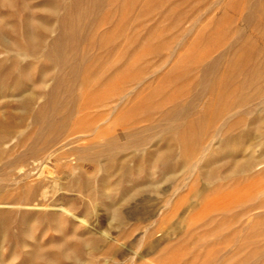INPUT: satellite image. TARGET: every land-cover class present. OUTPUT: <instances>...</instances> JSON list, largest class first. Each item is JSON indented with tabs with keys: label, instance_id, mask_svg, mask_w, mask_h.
<instances>
[{
	"label": "rangeland",
	"instance_id": "rangeland-1",
	"mask_svg": "<svg viewBox=\"0 0 264 264\" xmlns=\"http://www.w3.org/2000/svg\"><path fill=\"white\" fill-rule=\"evenodd\" d=\"M40 1L41 0H27L31 5L37 4ZM127 1L128 0H101V10L99 9V11H97L98 14L96 13L95 17L93 16V18H91H96L92 20V23L96 22L97 25L88 23L86 29L89 31L88 35L90 36L86 40L87 43L81 41V44H78L79 46L77 47L79 51L77 50V54L78 52L79 54L82 52L84 53V51L87 52L85 54L90 52L91 64L95 69L100 67L104 70V67L107 68L119 64L126 65L125 67L131 66L129 68L135 66V68L138 67L137 69H139L140 67L142 72L140 69H134L136 71L135 77L137 78L135 84L130 82V78L133 77V75L129 76V74H132V70L125 71L126 73L124 72L121 74L118 80H116L117 82L115 81L116 83L113 82L112 85H108L106 90H104L105 88H101L104 91L99 89L100 91H98L100 94L96 90L92 93L94 96L91 94L92 96L89 97L95 98V95H97V98L100 96L104 98L118 93L119 91H121V94L122 91L124 95L127 94L123 101L121 114H117L121 118H119V121L122 122L124 126L122 129L118 127L115 130V134H118L120 138L122 137L119 144H125L126 140L123 138V134L127 132L126 130H128L130 126L127 124L133 123L131 126L136 128V137L143 139L144 142L136 149L132 148L120 153L118 159L114 161L115 164L111 163L109 165L107 162L102 161L101 158L97 159L96 163L89 159L84 160L81 156L82 152L87 150V153L90 155L98 152L101 148L100 142L103 136L100 135L96 138V134L92 131L88 132L89 134L77 132H79L80 129L84 130L87 128V125L90 123L93 124L92 121L94 119L96 123L92 125L93 128L108 118V120H110L107 125L108 132H114L112 120L118 117L116 114H111L108 110L114 103H109L110 105L108 104L107 108L102 105L99 106L100 104L92 105V103L90 104L89 102L83 107L77 118H73L72 121H69L71 124L68 123L67 129L63 135V141L67 140L68 144L66 143V145L63 146V141H61L58 144L59 146L56 145L54 148L48 149L50 152L52 149H57V147L59 148L62 146L59 152H56L57 161L49 157V154L46 156L47 153H49L48 151L44 153L46 155L42 154L43 157L42 155L39 156L36 162L29 160L26 164L27 169L31 170L29 181L26 180L27 183L26 181H23L24 183L18 182L15 186L14 181H18L15 178L18 174L17 164L10 167V169L8 168V170L5 169L6 171L1 169L2 165L4 161L7 160L6 156L14 154L11 155V157H14L25 150V134L29 130L33 132L35 128H32L28 118H25L20 125L18 124L19 121L16 120L17 118L13 119L11 136L15 137L16 140L11 139L10 143L8 142L0 146L2 152L6 150L5 153H3L4 156H0V183L11 187L13 185L15 189L10 187L11 191L7 192V194H2V196L4 195L3 197L5 198L10 197V195L18 196L21 194V189L25 184L33 186L37 180H44L45 188L42 196L38 195L36 200L26 207L0 204V211L12 212V215L8 218L4 227L5 230H3V226L0 225V264H46L43 260L32 258L33 250L38 248L43 249V252L54 259L58 264H264V163H261L247 172L232 176L229 179L223 178L227 173V166L224 164V161L231 158L235 159L234 162L236 160L240 162L248 155L250 157L251 155L256 156L259 153H264V146L260 145L259 147L258 145V133H251L249 136H245L248 130L250 131L251 129L249 125L253 118L261 117L264 119V106L260 100L250 102V104L241 107L243 110L238 108L235 111L237 117H239V119L241 117L242 120L240 119L241 125L232 129V134L245 137V143L243 142L244 148L241 151L236 150L231 152V154L224 155L222 159L223 162L219 161L213 164L214 162L205 159L207 154L212 153L214 150H219V147L217 148L216 145L217 139H213H215V133L219 128L220 122H218V124L215 123L216 125L214 123L210 125L211 128L207 130L206 136L203 139L204 143L202 142V145L200 144L201 146H198L197 152L199 154L196 153L191 156L189 166L183 169L179 168L176 170L177 172L175 171L173 174L163 168L160 169V172L158 170L157 172L156 166H153L151 163L153 159L151 156L155 150H161L162 148L175 149L176 153L178 150L175 145L171 142H167V144L165 143L166 141L161 138L155 142V138H153L155 130H144L148 127L151 120L157 118V113L155 111L152 112V110L155 108L160 111L162 109L164 110L165 107L167 108V106H169L171 101L176 102L175 99L178 98L181 100L183 98L180 92L182 93L186 81L183 82L179 80V78L183 76V72H187V68L197 61L206 62L224 51L232 41L233 30L236 28L239 29L240 24V29H243L242 23L239 21L242 14L241 5L239 6V3L243 1L248 4L250 1L252 3V0H237L238 3H235V0H157V2L153 0L152 3H157L155 5L156 8H152L154 6V4L151 3L152 0H139L140 3L138 0L137 2L136 0ZM131 1L132 3H130ZM232 2L234 3L232 4ZM224 3L226 7H224ZM153 9H155V11L152 12ZM4 12H6V10L0 9V13ZM209 24L212 25L210 26ZM227 24L230 25L229 28ZM89 28L92 33H90ZM220 29H223L225 32ZM134 33H138L137 35L140 34L139 37L137 36L136 39H134L136 36ZM204 34L205 36L209 35L208 38L210 37V40L207 37L206 39ZM228 34L230 36H228ZM244 34L249 35L250 31L245 29ZM202 35L204 40L201 39L203 38ZM132 36H134V38ZM223 38L228 41H225ZM133 39L134 41L138 39V42H134ZM147 39L149 40L147 41ZM221 39L223 43L219 41ZM93 43H95V45ZM132 45L135 46L133 47ZM255 45L261 47L263 44L256 41ZM130 46L133 49H131ZM81 49L84 50L81 52ZM129 49H131V52ZM155 52L156 55L154 54ZM91 53L93 54L92 56ZM125 56L126 58L127 56L129 57L125 60ZM25 61L26 64H31V66H24V69L29 71L31 77L35 79L39 73L38 67L35 66V62L32 58H26ZM121 61L122 63H120ZM128 61L130 63H127ZM32 62H34V64ZM43 64L45 66L49 65L46 62H43ZM173 67H175L174 69H176V71L179 70V72H182L179 73L174 70V73L170 74ZM101 69H97L96 71H102ZM177 73L179 74L177 75ZM83 74L81 72L83 76H85L87 72H83ZM168 78L169 80L167 81ZM138 80L141 82H138ZM260 86L264 88V81L260 83ZM133 90L137 91L134 92ZM3 95L4 96L0 100V112L3 114V108L6 107L8 110H14L15 117H18L17 115L19 112L16 109L21 105L20 101L17 100L20 94L17 91H5ZM149 95L153 97L150 98ZM147 96L150 100L148 102V99H145ZM161 99L163 101H161ZM154 100H158L159 102H155ZM164 100H167V102H164ZM151 103H155L156 105L154 104L153 106ZM160 104L163 105L160 106ZM133 107L134 109L131 110ZM245 108L246 110L250 108V111H255L245 116ZM241 112L242 114H240ZM223 120L224 118L222 119V123L225 124L226 121ZM73 125L79 126L77 130L74 129L76 132L69 128ZM260 129L264 131V125L261 126ZM195 132L191 134L192 139L197 138L198 131L195 130ZM76 136L79 138L77 141L74 140ZM84 136L89 137L82 140ZM86 139L91 140V145L86 144ZM23 141L24 143H22ZM73 141H75V143H73ZM205 142L207 143L205 144ZM21 143L23 151L19 146ZM254 147H256L257 152L255 151V154H252L251 151ZM7 150L9 153H7ZM10 150L11 152L13 151V153H10ZM69 155H72V158L70 157L72 164L70 159L68 160ZM175 160L177 161L176 154ZM147 161H149V163ZM234 162H232V164ZM123 163L125 166H128L132 175L129 174L130 177L128 176L127 179L120 180L119 173L122 166H124ZM103 166L107 171L103 170ZM108 166L112 168L108 170ZM141 167L143 168L141 169ZM213 167L217 171V175L214 177L213 181L207 182L202 178L201 170L206 169L210 171V168L213 169ZM95 168H98L97 171ZM146 168L148 173L145 172ZM162 169L163 171H161ZM94 171H96V173ZM105 171L107 175L110 174L112 177L107 178V175L104 173ZM115 171L117 174H114L116 173ZM135 173H137V175L140 173L138 176L140 179H137L138 177ZM186 173H189V176H186ZM1 174H5L6 176L2 177ZM246 174L248 175L246 176ZM169 175H173L174 177H170ZM106 179L109 181H106ZM118 179L119 181H125L123 186L111 188L109 190L107 187L100 188L101 180H104V182L106 181L105 184L108 182L109 184H107L110 185L117 182ZM75 183L78 184L76 185ZM210 183H212V185ZM83 184L84 186H82ZM139 186L144 187L140 188ZM84 187H86V189L83 191L82 189ZM105 189L107 191H105ZM139 189L142 193L138 191L139 193L137 194V190ZM133 191L136 194L132 193ZM260 191H262L263 195ZM84 192H86V194ZM129 193H131V195ZM122 196L125 197L124 201H122ZM106 198H109V201H107L108 199L106 200ZM56 199L58 202H55L57 201ZM73 201H75V205ZM120 201L121 203L118 211L119 214H121L122 222L119 224L115 219V214L118 212H116L115 206L112 204L117 205ZM55 203H57L58 206L52 207ZM40 204L42 205L40 206ZM66 205L67 207L70 205L67 209L69 212L63 213L60 209L64 206L66 210ZM85 206H87L89 212L86 211ZM131 206H133V208ZM154 206H157V208ZM111 207H114V210H112ZM136 207H138V210H140V208L141 210L147 208L145 210L150 211V215L152 216L142 221L129 220L126 218V213H132V211H135L134 209H137ZM153 207L155 208L154 210ZM84 208L85 211L83 212L82 210H84ZM108 210L112 211V214ZM113 211L115 213H113ZM27 213L28 215L31 214L33 217L38 214L59 213L62 217L58 219L54 227L47 223L38 226L37 220L32 218L28 229H26L27 224L25 226L26 221L23 216ZM72 232L74 237H76L71 241L75 243L69 241L68 247L75 249L77 253L80 252L77 254L76 261L64 260V262H62L63 259L59 257L58 251L52 248L51 245L57 243L62 237L68 234L72 235ZM83 239L86 241L85 243ZM78 240H81L82 245H85L81 247ZM150 246L152 249L148 252Z\"/></svg>",
	"mask_w": 264,
	"mask_h": 264
},
{
	"label": "bare ground",
	"instance_id": "bare-ground-1",
	"mask_svg": "<svg viewBox=\"0 0 264 264\" xmlns=\"http://www.w3.org/2000/svg\"><path fill=\"white\" fill-rule=\"evenodd\" d=\"M235 1H236L235 3H238L237 0H235ZM136 2H137V0H136ZM138 2L140 3L139 0H138ZM152 2H153V0L151 1V3ZM154 2H157V0H155ZM100 3H101V0H41L37 4L31 5L27 2V0H0V9L6 10V12L0 13V100L4 96L3 94L5 91H8V92L17 91L20 94V96L18 95L20 99L18 98L17 100H19L20 104H21L20 107L16 109L19 112V114L17 115L18 117H15L16 115L14 114V112H15L14 110L13 111L8 110L6 107L3 108V114H2V112H0V146L5 145L8 142L10 143L11 139H15V137L11 136L12 135L11 130L13 128V125H12L13 119L17 118L16 120L19 121L18 124L20 125V124H22V122L24 121L25 118H28V120H30V122H31L32 128H35L33 132L29 130L25 134L26 135L25 136L26 138L24 139L26 141L25 150L23 151V147H22V143H24V141H23L19 145L22 148L23 152H21V154L14 156V157H11V155H14V154H10V155L6 156L7 160L5 159L6 161H4V163L2 165L1 169L6 171V170H8V168L10 169V167L17 164L16 166H17L18 174H17V177H15V178L18 181L15 182L13 180L15 186L18 184V182L26 181L31 177V174H30L31 170L30 169L28 170L27 166H26V164L28 163L29 160H32L33 162L38 161L39 156H41L44 153H47L46 151H48L49 148H54V146L58 145L61 141L64 140L63 135H64L65 130L67 129L69 121L70 120L72 121L73 118H77V116L80 114L83 107L86 106V104H88L90 102V104L92 103V105L93 104L94 105L100 104L99 106L102 105L104 107H107L109 103H114L113 106H110L109 108L107 107L108 110L111 112V114H116V115L121 114V111L123 109V101L125 100L127 94H125L126 95L125 96L123 94V91H122V94H123L122 95L121 91H119L118 93H115L113 95H110V96L104 97V98L102 96L97 98L96 97L97 95H95V98L89 97V96L93 95L92 94L93 92H95L96 90L98 91L99 89L102 90L104 88H105L104 90H106V87L110 84L112 85L113 82L118 80V78L121 76V74H123L125 71H131L132 70L131 71L132 74L131 73L129 74V76L133 75V77L130 78V82L135 84V81L137 80V78L135 77L136 71L134 69H137L138 67L135 68V66H134L133 68H129L131 66L125 67L126 65L124 66L123 64H119L116 66H109L106 68L102 65L104 67V70H102L99 67L97 69H101L102 71L98 70L99 71L98 72V71H96L97 69L92 67L90 56H89L90 52L88 54H85L87 52L84 51V53H83L82 50H84V49H81L80 51L82 53L80 52L81 54H79V52H78L79 55L77 54V50H78L77 46H79L78 44L79 43L81 44V41L86 42L87 38H89V36H90V35H88L89 31H87L86 28H87L88 23H91V24L94 23V22L92 23V20H95L96 18L95 19H91V18H93V16L95 17V14L97 13V11H99V9L101 10ZM102 3H103V1H102ZM130 3H132V1ZM130 3H129V5H130ZM149 3H150V1H149ZM151 3H150V6H151ZM225 3H224V5H225L224 7H226ZM233 3L234 2H232V4ZM146 4H147V2H146ZM152 4H154V6L152 7V8H154L157 3L156 4L152 3ZM240 5H241L240 8H241L242 14L240 16L239 21L242 23L243 29H240L241 28V26H240L241 24H240L239 29L236 28L235 30H233L232 41L228 44L227 48L224 51L220 52L217 56L215 55L214 57H212L210 60H208L206 62L205 61H203V62L197 61L195 64L190 65L189 68H187L188 69L187 72H183V76H181L179 78V80H181L183 82L186 81V83L184 85L185 87H184L182 93L180 92V95L183 97L181 100H179L177 98L178 101H177V99H175L176 102L171 101L169 106H167V108L165 107L164 110L162 109L160 111V110H157L156 108L154 110H152V112L155 111L157 113V118L155 120H151L149 122L148 127L145 128L144 130H146V129L155 130L154 136H153V138H155V142L161 138L162 140L166 141L165 143L171 142L173 145H175L176 149L178 150V152H176V153H175V149H163L162 148L161 150H155V152H153L152 156L151 155L150 156L153 158L151 160L152 161L151 163L153 164V166L154 165L156 166V168H157L156 171L158 170L160 172V169L163 168V169H167L168 172L173 174L179 168L183 169V168L188 167L191 156L195 155L196 153L199 154L197 152L198 146L200 144L202 145V142H203L204 137L206 136L207 130L211 128L210 125L212 123L218 124V122H220L219 126H218L219 128L216 130V133H215V139L212 138L213 140L217 139L216 145H217V148L219 147V150H214L212 153L207 154V157H205V159L210 160V161L214 162L213 164H215V163H218L219 161H222L224 155L231 154V152L236 151V150L241 151L244 148L243 144L245 143L244 142L245 137H243V136L239 137V136L233 135L232 129L236 126L241 125V121H240L241 117L239 119V117H237V113L235 112L238 108L243 110L241 107H244L247 104H250V102L257 101V100H260V102L264 106V88H262L260 86V83L264 81V1L252 0V3L250 1V3H248V4L244 3L242 1V3H239V6ZM133 6H134V4H133ZM149 7H148V10H149ZM119 10H120V8H119ZM153 11H155V9H153L152 12ZM221 13H222V11H221ZM122 17H123V15H122ZM146 17H148V16H146ZM221 17H222V15H221ZM221 17H219V18H221ZM221 19H223V18H221ZM220 23H219V25H220ZM94 24H96V22ZM209 25L211 26L212 24H209ZM123 26H124V24H123ZM229 26L230 25H228L227 27L229 28ZM222 28H224V27H222ZM144 29H146V28H144ZM245 29L247 31H250L249 35L244 34ZM89 30H90V28H89ZM108 30H110V29H108ZM220 30L223 31V29H220ZM230 30H231V28H230ZM223 32H225V31H223ZM228 32H230V31H228ZM90 33H92L91 30H90ZM180 33H182V32H180ZM135 34H136L135 38H134V36H132L134 39H136V37L137 36L139 37V35H140V34L137 35L138 33H134V35ZM222 34H221V36H222ZM229 34H228V36H230ZM208 36H205V34H204L205 38L206 37L208 38ZM202 37H203V35H202ZM204 37L201 39L204 40ZM134 39H133V41H134ZM138 39L135 41L138 42ZM148 40L149 39H147V41ZM224 40L228 41L227 39H224ZM219 41L222 42V39ZM256 41L262 43L263 45L261 47H259V45L256 46L255 45ZM95 42H96V40H95ZM134 42H133V44H134ZM93 44L95 45V43H93ZM85 46H86V44H85ZM107 48H109V47H107ZM130 48L133 49L131 46H130ZM131 49H129L130 52H131ZM130 52H129V54H130ZM156 52L154 53L155 55H156ZM92 55L93 54L91 53V56ZM111 56H113V55H111ZM152 56H153V54H152ZM128 57L129 56H127V58ZM147 57H149V56H147ZM170 57H172V56H170ZM26 58H28V59L32 58L35 62V66H37L39 69V73L38 74L36 73L37 77L35 79L31 77V73L29 71H26L24 69V66H29V67L31 66V64H26V61H25ZM127 58L125 56V60ZM153 59H155V58H153ZM122 61L120 63H122ZM34 62H32V63L34 64ZM43 62H46L49 65L45 66L43 64ZM127 63H130V62L128 61ZM124 64H126V63H124ZM112 65H115V64H112ZM152 67H154V66H152ZM157 67H158V65H157ZM174 68L175 67H173L171 69L170 74H173L174 70L176 71V69H174ZM128 69H130V70H128ZM139 69H140V67H139ZM139 69H137V70H139ZM36 72H38V71H36ZM81 72H82V74H83V72H87V74H85V76H83L84 74L81 75ZM141 72H142V70H141ZM149 72H150V70H149ZM176 72H179V70H177ZM181 72H179V73H181ZM179 73H177V75ZM125 76H126V74H125ZM143 76H145V75H143ZM171 78H172V76H171ZM168 80H169V78L167 79V81ZM138 82H141V81L138 80ZM127 83L130 84L129 82H127ZM135 87H137V86H135ZM135 87H134V89H135ZM104 90H102V91H104ZM137 90H135V91L133 90V91L136 92ZM160 93H157V94H160ZM99 94H100V92H99ZM149 96H150V98L153 97L151 95H149ZM158 97H161V96H158ZM146 98L148 99L147 102L150 101L148 96L145 97V99ZM165 99H166V97H165ZM157 101H155V102H157ZM161 101H163V100L161 99ZM165 101L167 102V100H164V102ZM104 102H106V103H104ZM151 104H153V103H151ZM154 104H153V106H154ZM161 105H163V104H160V106ZM254 107H256V106H254ZM132 109H134V107L131 108V110ZM151 109H153V108H151ZM249 109H247V110H246V108L244 109V110H246L245 116H246V114H249V113L255 111V110L250 111ZM152 112H148V113H152ZM156 113H155V115H156ZM240 114H242V112ZM241 116H243V115H241ZM113 117H114V115H113ZM119 118H120V116L115 117L112 120V122L114 124V126H113L114 132H111V133L108 132L107 125L110 122V120H108L109 118L104 120L101 124L97 125L95 128H93L92 125H94L96 123V120L94 119L92 121V119H91L93 124L90 123L89 125H87V128H85L84 130L80 129V131L77 132V133H88V132L92 131L93 133L96 134V138L100 135L103 136L102 140L100 142L101 148L99 149L98 152H96L93 155L88 154L87 150L82 152L81 156L84 158V160L89 159L90 161L96 163V160L101 158L102 161L107 162L109 165L111 163L115 164L114 161L118 159V155L120 153H123L124 151L130 150L132 148L136 149L138 146H140V144H142L144 142L143 139L136 137V134H135L136 128L131 126L133 124V123H131V124H127L130 126H129L128 130H126L127 132H125L123 134V138L126 140V143L123 145L119 144V141L122 137L120 138V136L118 134H115V130L118 127H121V129H122V127L124 126V124L119 121ZM223 118L226 121L225 124L222 123ZM69 124H71V123H69ZM214 124H213V126H214ZM263 125H264V119L263 118H261V117L253 118L250 121V125H249V126H251V129L249 127L250 131L248 130V133L245 134V136L247 137L251 133H253V134L258 133V140H259L258 145H259V147H260V145L264 146V131H261V129H260V127ZM77 127H79V126L73 125L72 127H69V128H70V130L74 131V129L77 130ZM76 130L74 132H76ZM78 130H79V128H78ZM195 130L198 131V133H197L198 135H197L196 139H192L191 134H193L192 132H195ZM95 134H93V135H95ZM86 137H89V136H84L82 140H85ZM208 137H209V135H208ZM221 137H223V138H221ZM78 139L79 138L77 136L74 138V140H76V141ZM68 140H71V139H68ZM245 141H247V140H245ZM160 142H161V140H160ZM213 142H211V143H213ZM66 143L68 144L67 140L63 141L62 145L65 146ZM73 143H75V141H73ZM90 143H91V140L86 139V144L91 145ZM206 143L207 142H205V144ZM258 145H257V147H258ZM207 146H211V145H207ZM61 147H59V148L57 147V149H52L50 152L48 151L49 153H47V155L46 154H44V155L48 156V154H49V157L53 158L54 161H57L56 152H59ZM165 147H166V145H165ZM5 151L6 150H3V152H2L0 150V156L1 155L4 156L3 153H5ZM255 151H256V147H254L253 150L251 151L252 154H255ZM7 153H9L8 150H7ZM10 153H13V151L11 152V150H10ZM77 154H78V151H77ZM175 154L177 157V161L175 160ZM262 154H264V153H259L256 156L251 155L250 157L248 155V156L244 157L243 160L240 162H237V160L234 162L235 159H231V158L224 161V164L227 166V173L223 178L229 179L232 176H236L238 174L247 172V171L253 169L254 167L260 165L261 163H264V155H262ZM71 156L72 155L68 156V160L70 159ZM42 157H43V155H42ZM70 161H71V159H70ZM147 162L149 163V161H147ZM232 162H234V163L232 164ZM71 164H72V161H71ZM123 165H124V163H123ZM107 168L109 170L112 167L108 166ZM142 168L143 167H141V169ZM97 169H96V171H97ZM163 169L161 171H163ZM210 169H211L210 171H207L206 169L201 170V176L207 182L213 181L214 177L217 175V171L214 169V167H213V169L212 168H210ZM11 170L13 171L12 168H11ZM103 170H106L105 167ZM96 171H94V172L96 173ZM106 171L104 172L105 174H106ZM141 171H143V170H141ZM135 172H136V169H135ZM138 172H140V171H138ZM145 172H147V168H146ZM168 172H167V174H168ZM95 173H93V174H95ZM147 173H146V176H147ZM196 173H198V172H196ZM114 174H117V172ZM119 174H120V178H119L120 180L121 179H124V180L127 179L129 174L132 175L130 173V170L128 169V166H125V165L122 166ZM135 174L137 177L139 176V174L138 175H137V173H135ZM188 174L186 173V176H189ZM190 174H191V172H190ZM256 174H258V173H256ZM247 175L248 174H246V176ZM3 176H6V175L4 174V175H2V177ZM136 176H135V178H136ZM169 176L171 177L173 175H169ZM7 177H8V175H7ZM111 177L112 176H110V174L107 175V178H111ZM119 179L117 180V182L110 184V185H108L109 184L108 182H107L108 184L107 183L105 184V182L109 181V180L106 179L105 182H104V180H101L100 188L107 187L109 190L111 188L121 187V186H123V183L125 181H119ZM137 179H140V178L138 177ZM31 180H33V179H31ZM4 182H6V181H4ZM26 183H27V181H26ZM75 184L77 185L78 183H75ZM210 184L212 185V183H210ZM82 186H84V184ZM10 187L11 186L3 185L2 183H0V204L6 205V206H24V207H26L29 204H31L32 202H34L38 195L42 196L43 190L45 188V182H44V180H42V181L37 180V182L35 184H33V186H30L29 184H25L21 189L20 195H18V196L10 195V197H8V198L3 197L4 195L2 196V194H4V193L7 194V192L11 191V188L13 187V185L11 188ZM87 187H88V184H87ZM143 187L144 186H141L140 188H143ZM77 188H78V186H77ZM89 188H90V186H89ZM13 189H15V188L13 187ZM84 189H86V187H84L82 190L84 191ZM66 191H68V190H66ZM85 191H87V190H85ZM105 191H107V190L105 189ZM138 191H140V189L137 190V194L139 193ZM260 192L262 194V191H260ZM84 193L86 194V192H84ZM132 193H135V192L133 191ZM103 194H105V193H103ZM129 194L131 195V193H129ZM107 197H110V196H107ZM122 198H123L122 201H124L125 197L122 196ZM106 200L109 201V198H106ZM110 200H111V198H110ZM144 200H146V199H144ZM55 202H58V200ZM74 202L75 201H73V204H74ZM103 203H102V205H103ZM120 203H121V201L118 202L117 205H114L111 203L113 206H115L116 212H118L115 214V219L117 220L116 222H118L119 224L122 222L121 214H119V211H118ZM107 204H110V203H107ZM41 205L42 204H40V206ZM53 205H52V207L58 206L57 203H55ZM66 207H67V205H66ZM69 207H70V205H68V207L65 210V208L63 206V208H61L60 210L63 213H68L69 211H67V209ZM131 207L133 208V206H131ZM154 207L157 208V206H154ZM154 207H153V210L155 209ZM85 208H86V211L89 212L87 210V206H85ZM85 208H84V210H82L83 212L85 211ZM113 208H112V210H114ZM134 208H135V206H134ZM136 208L137 209H134L135 211H132V213L127 212L126 218H128L129 220L131 219V220H136V221H142V220L147 219L149 216H152V215H150V211L145 210L147 208L142 209V210H141V208H140V210H138V207H136ZM52 209H54V208H52ZM110 210H108V211L111 212V214H112V211H110ZM105 211H107V210H105ZM113 213H115V212L113 211ZM11 215H12V212H10V211H3V210L0 211V225L3 226V230H5L4 227L6 225L8 218ZM23 217L25 218V221H26L25 226L27 224L26 229H28V226L30 225L29 223L31 222L32 218H35L37 220L38 226L43 225L44 223H47V224L54 227L56 225V222L58 221V219H60L62 217V215L59 213H48V214H43V215L38 214V215H35V217H33V216H31V214L28 215V213H27ZM31 227H32V225H31ZM36 228H37V226H36ZM48 228H49V226H48ZM0 231H1V229H0ZM29 231H32V230H29ZM75 237H74V234L72 232V235L68 234V235L62 237L60 239V241H58L57 243H54L53 245H51L52 248H55V250L58 251V253H59L58 255H60L59 257H61L63 259L62 262H64V260H70V261H76L77 260V254L80 251L77 253V251L75 249L68 247L69 241H71L72 239H75ZM78 241H79L81 247L83 245H85V244L82 245L81 240H78ZM83 241H84V243L86 242L84 239H83ZM72 243H75V242H72ZM77 245H79V244H77ZM148 249H149L148 250V252H149L152 249L151 246ZM51 250H54V249H51ZM43 251L44 250L40 249V248L33 250L32 258L43 260V261H45L46 264H58L57 262L54 261V259L47 256Z\"/></svg>",
	"mask_w": 264,
	"mask_h": 264
}]
</instances>
